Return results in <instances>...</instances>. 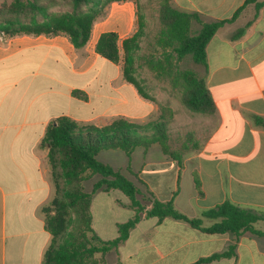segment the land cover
<instances>
[{"label":"crops","instance_id":"crops-1","mask_svg":"<svg viewBox=\"0 0 264 264\" xmlns=\"http://www.w3.org/2000/svg\"><path fill=\"white\" fill-rule=\"evenodd\" d=\"M243 1L170 3L179 11L195 12L202 22H212L229 18ZM253 13L252 5H246L205 44L200 77L213 100V112L201 114L184 105L181 109L167 105L171 123L189 124L194 130L197 149L183 152L180 164L156 145L135 148L128 157L110 149L97 153L99 161L119 170L136 186V198L145 209L152 199L170 201L185 216L199 217L202 227L218 218L201 213L223 201L264 212V129L253 122L255 116L264 118V4ZM134 19L131 0L110 1L104 15L92 22L80 48H73L62 34L0 35V264H40L49 243L40 207L52 198L54 188L46 148L39 146L49 121L66 115L96 126L113 118L143 125L149 117H157V103L141 97L122 78L120 59L112 63L93 50L104 31H114L119 46L133 32ZM243 26L241 34L231 38ZM104 66L111 70L99 74ZM93 176L87 192L98 178ZM114 190L91 194V227L102 240L115 237L116 225L133 214L128 199L119 198ZM97 196L99 204L94 207ZM94 208L100 217L102 210L111 217L122 208L129 214L120 220L111 218L109 233L115 234L103 236L107 232L94 225ZM253 227L264 231V221L254 222ZM230 244L234 245L232 255L206 264H264L263 236L249 231L237 237L229 232L206 233L186 221L141 211L125 239L105 258L109 264H191L225 251Z\"/></svg>","mask_w":264,"mask_h":264},{"label":"trees","instance_id":"trees-1","mask_svg":"<svg viewBox=\"0 0 264 264\" xmlns=\"http://www.w3.org/2000/svg\"><path fill=\"white\" fill-rule=\"evenodd\" d=\"M57 1L1 2L0 35L62 34L73 48H80L88 39L92 22L104 15L105 5L112 0H61L67 3V9L54 10L52 7ZM263 4L264 0H244L229 18L202 22L195 12L179 11L171 5L170 0H161L158 9L160 28L155 38L158 54L145 56L146 66L155 77L166 78L172 87L180 88L181 102L189 111L201 114L213 112L214 103L204 79L193 71L180 70L177 62L188 55L194 64L205 65V44L217 28L233 20L246 5H252L255 15ZM135 20L136 28L120 40L119 46L117 34L114 31H104L98 35L93 50L112 63H117L120 59L122 78L132 84L141 97L155 102L135 74V59L140 49V38L144 34V22L137 12ZM191 22L198 24L197 30H191ZM247 24L248 22L244 26ZM244 26L237 28L231 38L239 36ZM72 93L79 97L77 91ZM158 106L160 113L157 119L143 125L123 118H113L107 124L96 126L78 123L66 115H59L47 123L39 146L46 148V161L54 192L52 198L40 207L44 228L50 234L40 264H98L95 253L100 256V264H105L104 254L125 239L141 211L147 216L186 221L206 233L229 232L237 237L243 231H249L264 237V231L253 227L254 222L264 221V212H255L228 201L201 213L205 217L218 218L207 227L200 225L199 217H187L178 212L170 201L152 199L150 206L145 209L136 198V186L119 170L96 158L101 150H120L128 157L135 148L146 150L156 145L170 159L180 164L183 152L195 150L199 144L188 131L179 147H169L167 129L171 112L166 116L165 107ZM253 122L264 129L263 117L255 116ZM93 175L98 178L87 192L83 189L82 182ZM110 189H117L127 197L133 214L116 225L115 237L102 240L91 227L89 206L94 191ZM233 253L234 245L230 244L225 251L199 258L191 264H206Z\"/></svg>","mask_w":264,"mask_h":264},{"label":"rangeland","instance_id":"rangeland-1","mask_svg":"<svg viewBox=\"0 0 264 264\" xmlns=\"http://www.w3.org/2000/svg\"><path fill=\"white\" fill-rule=\"evenodd\" d=\"M10 0H0L1 2H9ZM134 3L135 12L140 14L142 16L144 26H143V36L140 38V49L137 52L138 57L135 59V69H136V75L141 80V84L144 86V89L147 93L151 94L155 102L157 103V106L160 105L164 108V114L167 116L169 111L171 110L167 105H175L178 109H181L183 107L181 102V92L179 87H172L171 83L166 78H157L154 76L153 72L148 69V67L145 64V56H148L150 54H153L154 56L158 54V48L155 44V38L157 36V32L160 28V22L158 17V9L159 4L161 0H131ZM68 5L64 1H57L56 4L52 7L54 10H64L67 9ZM136 28V20L134 19V29ZM133 29V30H134ZM198 29V24L196 22H191V30L195 31ZM121 54V53H120ZM177 68L180 70L187 69L190 71H193L197 76L201 75V68L200 65L194 64L190 57L188 55L184 56L179 62H177ZM97 70V69H95ZM111 70V67H101L99 68V74L106 75L107 72ZM64 74V72H63ZM65 76V75H64ZM80 111V110H79ZM171 112V111H170ZM160 113V109L158 106V114ZM158 117V115H157ZM157 117H149V121H153L157 119ZM151 119V120H150ZM96 121V119H95ZM148 121V122H149ZM172 122V116L170 121L168 122V140L167 143L169 147H179L181 142L183 141L186 132H191L193 138L196 140L195 132L193 129L189 128V124L185 125L182 123H171ZM120 151V150H116ZM97 158V157H96ZM49 169V166H48ZM50 177V176H49ZM95 176H91L87 180L82 182L83 189H86V186L89 182L93 180ZM85 185V186H84ZM113 192L116 195H119V198H125L127 197L122 194L119 190H114ZM103 198H106V196L101 195ZM138 199V198H137ZM93 206H97L99 204V198H94L92 201ZM98 207V206H97ZM99 211V210H98ZM101 217L96 216V210L94 208V225L96 226L97 230H105L107 232L106 235L103 236H114L115 233H109L110 228L112 227L109 225V221H111V218H115L116 220L124 219L128 216L129 211L128 209L122 208L117 212V215L113 214V217L106 214L105 210L100 211ZM99 217V219L97 218ZM95 259L98 261V264L101 263V259L99 258V254H94ZM103 262L105 264L107 263V260L105 258V254L103 256Z\"/></svg>","mask_w":264,"mask_h":264}]
</instances>
